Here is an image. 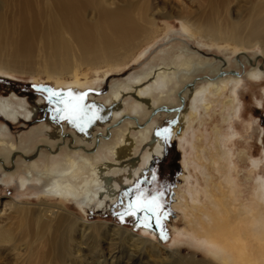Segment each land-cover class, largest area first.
<instances>
[{
  "label": "bare ground",
  "instance_id": "bare-ground-1",
  "mask_svg": "<svg viewBox=\"0 0 264 264\" xmlns=\"http://www.w3.org/2000/svg\"><path fill=\"white\" fill-rule=\"evenodd\" d=\"M253 2L251 3V10L241 16L240 13L237 15L232 13V9H230L231 0H0V72L7 75L45 76L55 82V88L60 89L61 94H67L69 91L75 93L77 88H81L83 84L76 82L64 86L59 82L60 79L71 77L77 80L84 69L111 68L125 64L130 60L129 54L132 55L135 50L141 47L142 42H146L158 32L160 19L174 17L183 23L184 29H190L194 35L210 44L219 47L233 45L248 49L258 47L264 56V0ZM172 56L169 64H162L156 70L151 69L149 72L142 73L133 79L130 85L121 84L120 87L111 92L106 104H98L94 100H90L87 104L93 106L99 118L93 120L84 131L79 130L76 124L68 122L73 134L88 144L93 140L92 132L96 126H107L114 119L119 120L127 117L122 126L115 125L114 130H106L107 136L101 133L100 136H96L93 151L84 148L86 145L83 143L82 149L76 147L70 149L56 160L51 161L46 156L41 168H38L33 160L34 155L25 156L22 154L17 149V143L11 137L7 140L4 132L9 125L8 121L19 119L29 121L35 117L39 111L38 105L28 107L26 102L18 99L13 92L4 97L1 96L0 117L4 123L0 125V167L3 169V176L7 177L9 181L14 179L15 174L11 170L9 171L7 160L10 157L9 161L12 165L11 156L8 157V155L16 153L30 163L26 168L27 175L23 174L18 178L20 188L25 189L35 179L41 184L45 195L64 200L72 199L78 202L76 204L80 206L96 204V208H103L106 205L111 206L116 203L115 199L119 190L124 189L123 183L128 180L127 172L129 178L133 179L141 170L137 168V164H132V159L139 149L143 146L149 147L146 153L144 152L142 155L141 164L145 162L144 165L162 153L164 140L162 139L163 136L157 135L159 131L156 130L155 123H140L136 119L137 116L140 113L144 114V109L149 108L155 111V106L169 99L174 89L190 78L194 61L197 60L198 64L196 65L203 63L201 59L183 47L177 48ZM196 68L198 69V67ZM227 73L230 74L227 77H212L192 89L188 96L189 101L185 105L184 102H181V107L175 108L176 114L178 113V121L171 127L170 132L173 137H176L180 126H189L195 120L200 108L207 112L210 107L209 101L217 102L218 97L227 91L231 94L229 104L232 109V119L233 116L239 115L240 108L235 102H239L237 88L242 80L239 79L240 76L237 72ZM248 76L253 81H260L264 78V70L254 67L248 72ZM178 82L180 83L178 84ZM127 88L130 89L127 92L131 95L130 105L123 103ZM188 89L191 88L188 87ZM97 94V91L90 92L91 96ZM48 123L42 127L44 130L41 133L48 134V138H44V141L60 137L62 131V128L53 124L52 121ZM49 125H53V131L49 130ZM112 134L114 138L110 140ZM70 138L72 137L70 136ZM230 138L232 140L233 136ZM192 147L195 146L192 144ZM47 148L50 146L47 145ZM195 152L199 162L198 166L201 168L202 174L208 179L207 174L203 171V169L207 170L206 164L202 162L206 160L204 150L202 148ZM208 154L211 157V164L218 162L217 154L214 155L215 149L210 153L208 151ZM229 154V149H227L225 156H229ZM262 159L264 160V153L261 160H251L253 170L259 168ZM225 160L229 162V159ZM33 172L36 175L35 178ZM231 172L224 176L223 181L219 183L220 185H215L218 191L211 185L212 190L209 192L210 185L209 183L205 184V193L209 202L202 204V208L197 206L198 203H194L199 200L197 194L200 191L198 188L189 189L188 193L192 202L190 209L200 208L208 216L209 228L203 227L199 222V230L206 235L205 241L210 251L219 254L222 258H228L231 264H244L245 260L249 262L250 257L252 259L250 251L245 253V250L248 251L250 248L254 251V255L256 253L253 257L255 264H264V209L261 210L262 206L264 208V177L257 176V187L252 194L254 200L251 199L248 205L241 207L246 215L240 217L241 221L237 222L231 220L228 212V208H230L228 202L233 205L236 200V198L234 201L232 200L236 183ZM25 205L14 204L11 200H6L3 208L0 209V214L3 215L6 211H14L22 218L25 216L28 218L33 211ZM53 205L47 203L38 207V215H31L34 226V230H31H33L36 239L40 241H43L45 235L49 237L47 234L52 233L54 244L50 243L51 251H47L51 252L56 264H64L63 262L66 260L80 261L81 264L86 263L85 254H82V246L85 247L88 244L84 240L90 236L98 240L100 234L118 237L129 242L130 246L133 245L139 249L140 246L145 245L144 248L149 247L151 251L149 254L157 258L156 260L160 261V264L200 263L194 259L193 255L190 259L183 258L178 249L168 250L161 244L142 235L132 233L123 226L105 221H85L58 204ZM184 213L186 216L191 214ZM62 224L68 226L65 230L66 234L61 237L62 239L59 236L56 242L57 235L55 232L59 231ZM231 229L236 233V237H232L229 232H227L229 236L224 234ZM33 234L31 235L33 236ZM251 235L256 241L255 250L252 240H250ZM235 238H239V240L246 238L245 242L242 239L240 247L237 248V255L227 248L228 242H233ZM11 240L13 239L9 231L0 227V248ZM15 241L14 239V243L11 242L10 248L18 255L17 246L20 243L17 244ZM60 242L63 244H59ZM28 244L30 243L28 242ZM90 247L88 246L91 253L98 252L99 241ZM26 250L29 249L26 248ZM121 257H119L120 264H136L137 259H139L132 254V251L126 259ZM110 258L111 256L108 255V259ZM242 258H244V262H242ZM101 262L102 260L96 264H101ZM114 262L113 259L110 264H114ZM201 264H211V262L204 261Z\"/></svg>",
  "mask_w": 264,
  "mask_h": 264
},
{
  "label": "rangeland",
  "instance_id": "rangeland-1",
  "mask_svg": "<svg viewBox=\"0 0 264 264\" xmlns=\"http://www.w3.org/2000/svg\"><path fill=\"white\" fill-rule=\"evenodd\" d=\"M232 1L233 0H231L230 3L232 13L235 15L240 13L241 16H244L247 14L246 12L251 10V3L255 0H239L240 2L234 0L233 3ZM238 3H240V5H238ZM140 46L141 47L135 50L132 55L129 54L130 57L134 56L132 58L128 57L130 60L128 59L129 61L126 62L127 64L125 63L111 68H87L80 73L77 80L66 77L60 79L59 82L64 86L79 82L83 85L81 88H77V92L73 93L74 95L87 93L85 103L94 100L98 104H106L111 92L116 90L117 87H120L121 84L130 85L133 79L142 73L149 72L151 69L156 70L162 64H169V61L173 58L172 53H175L177 48L183 47L188 52L193 53L194 56L201 59L203 63L196 65L198 64L197 60L194 61L195 64L190 71V78L182 84H179L181 81L178 82L179 86L174 89L170 98L157 105L160 108L155 106V111L149 108L146 110L144 109V114L140 113L136 118L140 123H155L156 130L159 132H162L163 129H168L166 140L163 137L165 140L163 157H161V155L158 161H152V158L147 165H144L145 162L141 164L142 155H144V152L146 153L149 148L147 146H145L146 149L144 146L141 147L135 154L134 159H132V164H137V168L141 169L139 174L135 175L132 179L129 178L127 172L126 176H128V180H125L123 183L125 185L124 189L119 190L115 199L116 203L111 206L106 205L103 208H96V204H83L80 206L76 204L78 202L72 199L64 200L47 196L44 194V189L41 187V184L35 181V179L30 182L25 189L20 188L18 178L20 175H27L26 168L30 163L22 159L16 153H12L11 155L9 154L8 157L11 156L13 164L11 165L9 157L7 165L9 171L11 170L12 173L15 174L13 177L14 179L9 181L7 177L3 176V169L0 167V209L3 208V204L6 200H11L14 204H26L25 206L33 211L31 215H38L37 210L41 204L48 203V205L54 204L55 206L58 204L68 212H72V214L85 221H105L120 225L132 231V233L142 235L145 238H149L161 244L168 250L178 249L183 258L186 257L190 259L191 255H193L194 259L200 262L199 264L204 261H210L211 264H231L228 258H222L219 254H215L208 249L205 241L206 235L199 230V222L203 227L209 228L207 221L208 216H206L205 211L200 208L190 209L192 202L190 201L188 190L198 188L200 191L197 194L199 200L194 203H198L197 206L201 207L202 204H207L209 202L205 193V184L209 183V192L212 190L211 185L218 191L215 185H220L219 183L223 181L222 179L224 176L232 171L231 173L236 183L234 198H232V200L234 201L235 198L236 200L233 205L231 202H228V207H230L228 208V212L232 218L231 220H236L237 222L241 221L240 217L246 215L241 207L248 205L251 199L254 200V195L252 194H254V189L257 187V176L264 177L263 159L259 168L256 170H253L251 165L252 159L261 160L264 153V78L260 81H253L248 76V72L254 67L264 70V56L261 54V50L258 47L248 49L233 45L219 47L218 45L210 44L199 36L194 35L190 29H184L183 23L177 17L160 19L158 32L146 42H142ZM196 67L200 69L198 70ZM231 71L237 72L242 80L237 89L239 102H235L240 108L238 112L239 115L237 117L233 116L232 119V109L229 104L231 94L227 91L218 97L217 102H212V100L209 101L210 107L207 112H204L200 108L195 120L189 126H180V130L177 131L176 137H173L170 132L171 127L178 121V113L176 114L175 108H180L181 102H184L185 105L189 101L188 96L192 89L205 82L207 79L212 77H227L230 75L227 72ZM54 83L52 79L45 76L31 77L29 75H7L0 72V97L7 96L13 92L17 95L18 99L25 101L28 107H32L33 105H38L37 107H39L38 114L31 120L23 121L19 119L17 121H8L9 125H7L4 131L6 139L9 140L11 137V139L17 143V149L21 151L22 154L25 156L34 155L35 158L33 160L36 162L38 168L42 167L41 165L45 162L46 156L49 160L53 161L63 156L64 153L70 149H74L75 147L77 149H82L81 146L85 143L83 139H78L77 136L73 134V130L68 126L69 120L59 119L60 114L55 111L56 105L54 103H49L46 99L48 93L44 91V89H52L59 92L60 89L57 90ZM188 87L191 89H188ZM129 90L128 88L125 90L124 105L131 104V95L127 94ZM93 91H97L98 94L91 96L90 92ZM126 120L127 117H124L119 120H112L107 126H96L92 132L93 140L88 144L85 143L86 146H84V148L93 151L95 145L94 138L96 136H100V133L107 136L106 130L112 131L115 125L122 126ZM50 121L56 126L61 127L62 131L60 137L54 140L44 141V138H48V134L41 133L44 130L42 127L44 124H49L48 122ZM131 122L133 123L132 120ZM3 123L0 117V125ZM111 124L113 125L110 126ZM52 126H48L51 131H53ZM231 128L236 132H233ZM70 136L72 138H70ZM231 136H233L232 140L231 138L229 139ZM112 138H114L113 134L109 139L111 140ZM192 144L195 146L194 148ZM47 145L50 146V148H47ZM202 148L206 156V160L202 162L207 166V170L205 171L203 169V171L207 174L208 179L202 174V170L198 166L199 162L196 159L195 151ZM213 149H215L214 155L217 154L216 159L218 162L211 164V157L208 151L210 153ZM227 149H229L230 152L229 156H225L227 155ZM225 159H229V162ZM35 176L33 172V177L35 178ZM222 189L224 190V188ZM140 192L149 196H159L162 206V218L159 224L153 219L150 220L151 227H144L141 223L145 215L143 212H138L135 215H124L130 202L134 200ZM125 193H127V195H125ZM184 205L186 206V210ZM263 209L262 206L261 210ZM184 212L193 215L188 214V216H186ZM31 215L28 218L27 216H23L24 218H22L21 215L14 213V211H6L0 216L1 229L9 231L13 239L5 244L7 247L3 246L0 248V264H20L21 261V264H56L50 252V245L54 242V236H52V233H46L49 237L45 235L43 241L36 239L35 234H33L34 226L33 217H31ZM122 216L123 219H121ZM202 223H205L206 226ZM61 226L64 228L61 227L58 232H55L57 235V237L55 235L56 242L59 236V238L62 239L61 237L66 234L65 230L68 226L64 224ZM227 232H229L232 237H236V233L233 232L232 229L231 231L227 230L224 234L228 235ZM30 233L33 234V236ZM14 239L17 241H15L17 244H21L17 246L18 255L10 248V244L11 242L14 243ZM242 239H244L243 241L245 242L246 238ZM242 239H240V241L239 238H235L233 242H228L227 248L235 254L238 252L237 248L240 247ZM253 239V236L250 237L254 245L253 249L255 250L256 241ZM27 240H29L28 242L31 245L28 244ZM86 241L89 248H91L90 245H95L97 241H99L100 248L98 252L94 251L92 252L94 254H92L88 246L85 245V248L83 245L82 254H85L86 257V259H83L87 260L86 263L84 262L83 264H96L101 260V264H104V262L105 264H110L113 259L115 261L114 264H120L121 261L119 257L122 258L121 256H123L124 259H126L131 251L133 255H136V258H141L140 260L137 259L136 264L161 263L156 260L157 258L149 254L151 253L149 247L145 249L144 245L140 246L139 249L135 246L133 247V245L130 246L131 244L129 242H125L112 235L109 236L107 234V236H103L100 234L98 240L90 236L87 240H84V242ZM59 244L63 243L60 242ZM19 246H25V250L26 248L29 250L25 251L23 247L20 248ZM249 251L251 252L250 255L252 254V259L249 255L250 263L246 260L245 263L244 258H242V262H244V264H255V258L253 257L256 253L254 255V251L250 250V248L248 251L245 250V253ZM108 255L111 256L110 259H108ZM176 257L178 258L179 256ZM63 263L81 264L80 261L78 262L76 260H66Z\"/></svg>",
  "mask_w": 264,
  "mask_h": 264
},
{
  "label": "snow or ice",
  "instance_id": "snow-or-ice-1",
  "mask_svg": "<svg viewBox=\"0 0 264 264\" xmlns=\"http://www.w3.org/2000/svg\"><path fill=\"white\" fill-rule=\"evenodd\" d=\"M48 93L46 99L49 103L57 105L55 111L60 114L59 119H67L69 122L76 124L79 130L84 129L95 119L99 118L93 106L85 103L87 93L73 94L69 91L67 94H61L52 89H44ZM168 129H163L157 135L167 138ZM127 195V193H125ZM161 203L158 195H146L140 192L128 206L124 215H135L143 212L144 218L141 223L144 227H151L150 220H155L159 224L162 213ZM123 219V216L121 217Z\"/></svg>",
  "mask_w": 264,
  "mask_h": 264
},
{
  "label": "flooded vegetation",
  "instance_id": "flooded-vegetation-1",
  "mask_svg": "<svg viewBox=\"0 0 264 264\" xmlns=\"http://www.w3.org/2000/svg\"><path fill=\"white\" fill-rule=\"evenodd\" d=\"M231 72H232V71H231ZM239 79H241V78H239ZM258 81H259V80H258ZM239 85H240V84H239ZM237 89H238V88H237ZM161 138H162V137H161ZM162 139H163V138H162ZM164 139H165V138H164ZM164 139H163V140H164ZM163 143H164V144L162 145V153H161V155H162V156H161V155H158L159 157H157L156 159H155V158H153V160H152V161H155V160H157V161H158V160H159L161 157H163V154H164V145H165V140L163 141ZM160 156H161V157H160Z\"/></svg>",
  "mask_w": 264,
  "mask_h": 264
}]
</instances>
